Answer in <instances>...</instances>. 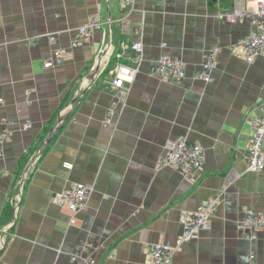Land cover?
Segmentation results:
<instances>
[{
	"label": "crops",
	"instance_id": "obj_1",
	"mask_svg": "<svg viewBox=\"0 0 264 264\" xmlns=\"http://www.w3.org/2000/svg\"><path fill=\"white\" fill-rule=\"evenodd\" d=\"M229 5L135 0L124 30L120 0H0V264H84L72 260L76 250L96 264H150L151 246L175 245L183 233L182 212L215 197L210 228L173 264H264V231L252 239L238 225L247 211L264 212V171L249 170L246 124L264 117V51L253 63L233 52L255 26L220 17ZM91 17L106 24L73 48ZM140 40L141 63L132 48ZM58 46L68 58L44 67ZM213 47L219 61L206 83L196 73ZM163 56L182 59V83L152 72ZM118 63L139 70L126 78V106L109 115ZM181 137L204 148L196 179L157 168ZM77 182L93 191L72 224L52 196Z\"/></svg>",
	"mask_w": 264,
	"mask_h": 264
},
{
	"label": "built area",
	"instance_id": "obj_2",
	"mask_svg": "<svg viewBox=\"0 0 264 264\" xmlns=\"http://www.w3.org/2000/svg\"><path fill=\"white\" fill-rule=\"evenodd\" d=\"M135 0H120L122 9L126 10L124 16L119 20L124 30L131 29L130 15L134 10ZM231 24H237L245 17H249L255 26L254 31L248 37L241 39L233 47V52L248 63H253L264 51V0H230V5L223 13L219 14ZM103 23L96 17H91L87 23L75 29L76 37L72 47L76 48L83 41H88L96 29L101 28ZM52 44H56L57 37L49 36ZM132 48L137 53L136 59L141 63L143 59V41H137ZM219 47L211 48L203 62L196 77L212 83L215 81V70L219 61ZM69 56L68 49L56 47L50 58L44 61V67L51 68L62 64ZM123 57V53L117 54ZM139 69H133L125 64L118 63L111 72L114 88V99L109 109V115L122 111L126 106L130 87L126 86V78L134 79ZM152 72L172 79L176 83H182L187 77V71L182 59L173 56H163L153 66ZM2 99H0L1 101ZM246 124L252 130V136L248 145L247 159L249 170L253 172L264 171V117L247 118ZM32 127L31 122L23 125V128ZM166 153L161 157L157 168L163 169L172 167L180 171L186 178L196 179L204 168L205 154L203 146L198 142H190L187 137L171 140L167 143ZM93 187L83 182L74 183L70 188L55 192L52 196L53 202L71 212V223L77 221V215L84 211L88 205ZM219 199L217 197L205 201L196 211H183L181 223L183 233L178 237L176 244L156 243L150 247L148 253L150 264H173V257L182 245L194 238H197L202 230L209 229L212 219L218 210ZM240 229L247 237L255 239L257 234L264 231V212L247 211L238 222ZM251 259L255 254H251ZM72 260L84 264H96L95 259L84 256L80 250L72 254Z\"/></svg>",
	"mask_w": 264,
	"mask_h": 264
},
{
	"label": "water",
	"instance_id": "obj_3",
	"mask_svg": "<svg viewBox=\"0 0 264 264\" xmlns=\"http://www.w3.org/2000/svg\"><path fill=\"white\" fill-rule=\"evenodd\" d=\"M76 99L77 97L72 101L73 104L76 103ZM66 119V116H61L59 117V119L54 123L53 127L51 128V135L47 141V144L51 142V140L53 139V137L55 136L56 134V131L59 129V124L61 122H63L64 120Z\"/></svg>",
	"mask_w": 264,
	"mask_h": 264
},
{
	"label": "bare ground",
	"instance_id": "obj_4",
	"mask_svg": "<svg viewBox=\"0 0 264 264\" xmlns=\"http://www.w3.org/2000/svg\"><path fill=\"white\" fill-rule=\"evenodd\" d=\"M90 19V18H89ZM46 60V59H45Z\"/></svg>",
	"mask_w": 264,
	"mask_h": 264
},
{
	"label": "trees",
	"instance_id": "obj_5",
	"mask_svg": "<svg viewBox=\"0 0 264 264\" xmlns=\"http://www.w3.org/2000/svg\"><path fill=\"white\" fill-rule=\"evenodd\" d=\"M113 62V61H112Z\"/></svg>",
	"mask_w": 264,
	"mask_h": 264
}]
</instances>
